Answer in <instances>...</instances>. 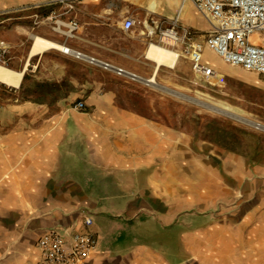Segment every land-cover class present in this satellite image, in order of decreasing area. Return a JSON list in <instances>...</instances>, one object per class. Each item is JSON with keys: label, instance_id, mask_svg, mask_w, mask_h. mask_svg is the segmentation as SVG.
I'll return each mask as SVG.
<instances>
[{"label": "crops", "instance_id": "0c3cea01", "mask_svg": "<svg viewBox=\"0 0 264 264\" xmlns=\"http://www.w3.org/2000/svg\"><path fill=\"white\" fill-rule=\"evenodd\" d=\"M40 1L11 4L20 41ZM179 1L82 0L74 12L80 27L67 40L75 52L29 53L16 98L0 100V264L35 262L38 240L54 227L98 236L83 264L194 258L196 238L183 256L180 206L166 200V189L181 185L182 132L153 114L155 99L143 97L156 88L133 76L160 75L162 65L146 55L144 20L162 23L183 8ZM127 18L136 20L129 30Z\"/></svg>", "mask_w": 264, "mask_h": 264}, {"label": "rangeland", "instance_id": "374dc122", "mask_svg": "<svg viewBox=\"0 0 264 264\" xmlns=\"http://www.w3.org/2000/svg\"><path fill=\"white\" fill-rule=\"evenodd\" d=\"M13 2L0 0V40L10 48L8 59L0 64L20 70L28 60L30 64L33 37L26 32L20 41L14 31ZM187 3L190 6H184ZM179 4L183 8L160 20L164 27L174 23L184 35L177 48L180 52L186 44L204 40L212 27L192 0ZM37 11L48 13L50 6H39ZM24 21L31 31L32 18ZM49 30L54 33L51 23L45 22L32 33L58 39L60 35L47 34ZM205 49L201 62L180 55L174 66L162 65L156 82L196 99H209V103H226L241 110L242 116L264 124V75L232 66ZM60 52L51 49L48 54L58 56ZM155 88L143 100L154 98L157 108L153 114L164 117L167 127L182 132L181 185L167 188L166 200L170 209L175 204L178 211L180 206L183 256L185 243L196 238L197 252L193 259H183V264H264V129ZM15 89L0 81V100H14Z\"/></svg>", "mask_w": 264, "mask_h": 264}, {"label": "built area", "instance_id": "2783aa9c", "mask_svg": "<svg viewBox=\"0 0 264 264\" xmlns=\"http://www.w3.org/2000/svg\"><path fill=\"white\" fill-rule=\"evenodd\" d=\"M198 10L208 18L211 30L204 40L186 44L180 55L189 56L195 62L204 59L205 48L221 56L225 62L245 70L264 75V0H192ZM82 0H44L32 5L50 6L48 13L34 12L31 16L32 30L51 23L54 33L59 34L56 41L66 46V53L75 52L67 45V40L76 36L80 27L74 12ZM136 24L133 18L124 22L125 29H132ZM143 34L149 43L167 47H179L184 35L173 23L164 27L156 18L144 20ZM9 44L0 40V62H6ZM81 53L77 52L79 56ZM119 73L123 69H118ZM85 103L79 101L77 107L83 108ZM92 219L87 217L85 224L90 226ZM98 236L93 232H82L65 227L49 229L38 240L39 257L32 264H83L96 250Z\"/></svg>", "mask_w": 264, "mask_h": 264}, {"label": "bare ground", "instance_id": "6f19581e", "mask_svg": "<svg viewBox=\"0 0 264 264\" xmlns=\"http://www.w3.org/2000/svg\"><path fill=\"white\" fill-rule=\"evenodd\" d=\"M151 7L153 9H156L157 4L156 1H153L151 3ZM49 49H59V50H65L66 46L56 40L47 38L42 35H34L33 36V42L31 45V50H30V56L31 55H36L41 52H44ZM147 57L150 60H153L156 62V67L158 68L160 65H167V66H174L179 59L180 52L179 50L172 49L171 47L159 45L156 43H152L147 49L146 53ZM29 61H27V64L23 69H13L6 67L4 65L0 64V81L4 82L6 84L12 85V86H20L23 76L25 74V71L27 69ZM151 81L153 83H157L155 80V75L151 77ZM186 95V94H185ZM188 96V95H187ZM198 103L207 106L211 109H214L216 111L225 113L227 115H231L236 117L237 119L246 122L248 124L257 126V124H260L261 128L264 126V124L260 122H256L252 119H249L247 117L242 116V111L239 110L238 108H233L232 106L223 103V102H214V103H209V99H196L194 98ZM213 102V101H212ZM235 110V111H234ZM192 247V246H191ZM195 248V247H194ZM197 250V249H196Z\"/></svg>", "mask_w": 264, "mask_h": 264}, {"label": "water", "instance_id": "95a60500", "mask_svg": "<svg viewBox=\"0 0 264 264\" xmlns=\"http://www.w3.org/2000/svg\"><path fill=\"white\" fill-rule=\"evenodd\" d=\"M104 64H105L106 66H109L107 63H104ZM133 76H134L135 78L140 79L141 81H143V82L149 84V85H153V86H155V87H158V88L162 89L163 91H166V92H169V93H173V94H176V95H178V96H180V97H183V98H186V99H189V100H192V101L197 102L193 97H190V96H187V95H185V94H183V93H181V92L175 91V90H173V89H171V88H169V87H167V86H165V85H162V84H159V83H153V82L151 81V78H144V77L138 76V75H136V74H133ZM197 103H198V102H197ZM233 117H234V116H233ZM256 127H260V124H257ZM261 128L264 129V126H262Z\"/></svg>", "mask_w": 264, "mask_h": 264}]
</instances>
